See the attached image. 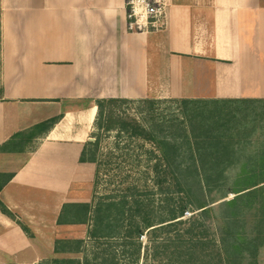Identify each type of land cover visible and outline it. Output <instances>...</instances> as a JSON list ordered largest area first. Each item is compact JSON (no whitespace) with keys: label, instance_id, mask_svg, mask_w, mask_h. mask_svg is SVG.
I'll return each mask as SVG.
<instances>
[{"label":"crops","instance_id":"obj_1","mask_svg":"<svg viewBox=\"0 0 264 264\" xmlns=\"http://www.w3.org/2000/svg\"><path fill=\"white\" fill-rule=\"evenodd\" d=\"M164 2V30L131 33L126 0H0V201L13 214L0 208V264H42L77 226L59 224L64 207L91 203L97 166L81 156L99 100L264 99L263 50L246 39L264 0Z\"/></svg>","mask_w":264,"mask_h":264},{"label":"trees","instance_id":"obj_2","mask_svg":"<svg viewBox=\"0 0 264 264\" xmlns=\"http://www.w3.org/2000/svg\"><path fill=\"white\" fill-rule=\"evenodd\" d=\"M131 101L127 99L99 100L95 126L105 131L118 128L120 132H126L132 137L152 143L155 149L149 151L151 155L149 158L156 160L154 171L159 176L160 184H166L171 180L177 188V194L184 193L190 196L194 184L192 178L197 180L198 189L202 193L212 194L215 189L220 191V188L229 185L231 179L229 173L238 168L240 180L236 182V187L232 190L236 197L221 203L216 210L209 207L205 195L204 201H197V203L192 201L189 205L184 202L185 204L173 206L167 212V218H161L159 224H154L156 210L149 202L142 201V196L138 198L137 192L134 191L132 195L119 201H112V198H108L111 201L100 200L95 203L96 205L92 203L66 205L59 224H88L91 227L89 232L91 238L95 240L115 239L116 241L118 237H123L128 240L123 241L124 244L127 243L131 246L135 244L134 242L138 243L139 251L143 245L141 238L146 230L151 229L150 231H154V233L161 230L170 235L173 232V227L190 223L191 228L189 227L190 229H187L183 236L191 235L199 225L205 228L207 221L213 220V213L219 211L217 215L221 213L222 217L220 216L219 219L217 217V220L223 222L228 229L226 233L221 231V242L224 245L225 253H220V258L218 257L217 261H214L210 254L208 257L211 258H208L203 264H259L260 253L257 252L264 245V139L260 140L262 145L257 151L256 160L247 158L243 161L242 157L245 152L249 151L248 145L251 144L248 143V140L254 136V128H260L264 138V99H184L180 103L191 107L185 113L189 117L187 120L190 121L189 131L186 130L184 136L174 137L173 140L159 139L156 130L143 126L136 119H119L117 122L112 118L108 119V117L107 119L102 118L103 121L99 118V115L103 116L107 106ZM199 105H204V108H200ZM224 106L228 108L226 109ZM58 121V118L52 119L41 124L39 128L48 130ZM253 125H255L254 128ZM96 146L97 141L89 142L86 145L81 162L96 164V178H98L100 165L97 160L98 148ZM184 154L190 158L186 159ZM180 173L181 175H179ZM1 179L2 175L0 174V181ZM2 188L3 185H0V191ZM227 194L228 192L223 194V198ZM130 202H134V204L129 206ZM0 208L4 213L13 216L1 201ZM192 208L196 211H192ZM197 211L200 212L196 213ZM188 212L196 214L185 218ZM250 212L255 213L256 234L246 237L242 233L236 232V229L240 221L245 220ZM25 229L27 230L26 227ZM209 232L205 228L203 235L207 236ZM181 237L179 236V238ZM209 243L211 245L213 239H210ZM79 244L82 245L81 242ZM242 249L247 253H240L241 255L235 253ZM252 250L255 252L253 253ZM168 254L170 255L169 252L166 253V255ZM185 255V253H178L179 259H184ZM68 263L80 264L75 261ZM57 264L66 263L59 260Z\"/></svg>","mask_w":264,"mask_h":264},{"label":"rangeland","instance_id":"obj_3","mask_svg":"<svg viewBox=\"0 0 264 264\" xmlns=\"http://www.w3.org/2000/svg\"><path fill=\"white\" fill-rule=\"evenodd\" d=\"M4 29L5 20L0 3V96L4 85L5 61L7 58L4 45ZM246 39L247 41L250 39L255 40L256 45L263 50L261 58L264 61V29L258 28L254 35H247ZM182 100L184 99L161 100L147 98L132 100L129 103L107 106L104 109L103 116L99 115V118L103 121L108 117V119L112 118L113 121L117 122H119V119H136L143 126L152 127L156 130L159 139L173 140L174 137L184 136L186 130L189 131L190 127V121L187 120L189 117L185 113L191 107L180 103ZM199 107L204 108V105H199ZM224 108L227 109L228 107L224 106ZM231 125H234V123H231ZM94 129L91 142L97 141V160L100 165V172L98 178L95 177L94 194L91 199L93 205H96L95 203L100 200L103 202L111 201L108 198H112V201H119L136 191L138 198L142 196V201L149 202L156 210L154 224H159L160 219L167 218V212L175 205L184 202L189 205L192 201L196 203L197 201H204L206 195L209 207L218 210L221 203L236 197L232 190L235 189L236 182L240 180L238 168L229 173V178H231L229 185L220 188V191L215 189L212 194L202 193L198 189L197 180L192 178L194 184L190 196L184 193L177 194V188L171 180L166 184H160L159 176L154 171L156 160H150L149 158L151 156L149 151L155 149L152 143L138 137H132L126 132H120L118 128L105 131L95 126ZM253 131L255 133L248 140L251 145H248L249 151L245 152L244 157H242L243 161L247 158L256 160L257 151L262 145L260 140L264 139L262 137L263 131L257 127ZM156 155L159 154L156 153ZM184 156L186 159L190 158L187 154H184ZM227 192V196L223 198L222 195ZM133 204L134 202H130L129 206ZM193 210L196 211L192 208ZM218 212L215 211L212 216L213 220L207 221L205 225V228L210 231L207 236L203 235L205 228L200 225L193 231V234L183 236V233L191 228L190 223L173 227V232L170 235L163 233L161 230L154 233L149 229L145 231L144 236L141 238L143 245L139 248V251L138 243L134 242V245L129 246L127 243H123V241H128L123 237H118L116 241L115 239L95 240L91 238L89 234L90 225H77L72 232L64 228L60 233V238L56 240V252L48 253L42 264H57L59 260L64 261L66 264H69V261L79 262L80 264H203L204 261L211 258L208 257L210 254L214 261H217L219 254L225 253L224 245L221 242V231L228 232L226 225L217 220V217L218 219L220 216L222 217L221 213L217 215ZM196 213L190 214L188 212L185 218H190L191 215ZM254 215L255 213L250 212L245 218L246 221L241 220L236 232L238 231L246 237L256 234ZM179 236L182 237L179 238ZM210 239H213L211 245L209 243ZM167 240L170 241L166 242ZM165 245L169 246V249ZM167 252L170 253L169 256L166 255ZM252 252L255 251L252 250ZM178 253H185L184 259H179ZM235 253L241 255L240 253H247V251L242 249V251ZM257 253H260L259 264H264V245Z\"/></svg>","mask_w":264,"mask_h":264},{"label":"built area","instance_id":"obj_4","mask_svg":"<svg viewBox=\"0 0 264 264\" xmlns=\"http://www.w3.org/2000/svg\"><path fill=\"white\" fill-rule=\"evenodd\" d=\"M127 28L131 33L160 32L167 27L164 0H126Z\"/></svg>","mask_w":264,"mask_h":264}]
</instances>
